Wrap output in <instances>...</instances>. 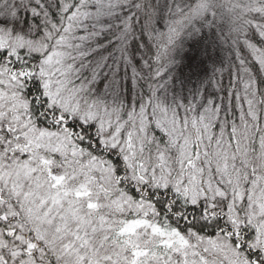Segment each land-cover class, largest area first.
<instances>
[{
	"label": "snow or ice",
	"instance_id": "1",
	"mask_svg": "<svg viewBox=\"0 0 264 264\" xmlns=\"http://www.w3.org/2000/svg\"><path fill=\"white\" fill-rule=\"evenodd\" d=\"M0 264H264V0H0Z\"/></svg>",
	"mask_w": 264,
	"mask_h": 264
}]
</instances>
